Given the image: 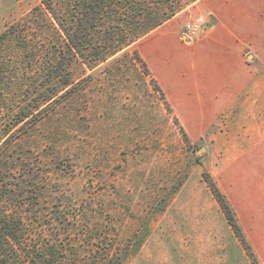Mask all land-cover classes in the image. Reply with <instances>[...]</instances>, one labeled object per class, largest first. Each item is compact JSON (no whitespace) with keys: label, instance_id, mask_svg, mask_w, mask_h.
Segmentation results:
<instances>
[{"label":"trees","instance_id":"1","mask_svg":"<svg viewBox=\"0 0 264 264\" xmlns=\"http://www.w3.org/2000/svg\"><path fill=\"white\" fill-rule=\"evenodd\" d=\"M200 1L39 0L2 28L0 264H121L136 254L143 240L123 245L102 204H70L63 183L73 170L61 137L80 114L77 97H88L86 86L76 89L77 78L102 64L140 67L166 103L138 44ZM106 76L111 83L116 74ZM54 118L43 135L23 131ZM203 178L251 263L259 264L226 196L208 173ZM143 235L149 236L147 227Z\"/></svg>","mask_w":264,"mask_h":264},{"label":"rangeland","instance_id":"2","mask_svg":"<svg viewBox=\"0 0 264 264\" xmlns=\"http://www.w3.org/2000/svg\"><path fill=\"white\" fill-rule=\"evenodd\" d=\"M37 3L39 0H0V31ZM210 3L202 0L190 6L145 36L138 49L146 63L152 44L163 35L183 47L186 54L182 59H186L187 51L194 50L215 24ZM200 15L209 20L207 31L192 39L184 38L186 24ZM117 66L107 68L102 64L88 70L83 81L82 77L76 80V89L86 86L88 97L86 101L77 97L75 105L80 114L71 119L67 134L61 137L64 155H68L73 170L63 183L70 204L83 200L102 204L107 215L114 218L123 245L143 240L136 254L121 264H252L250 259L186 258L194 255L195 239L201 234L196 220L202 216L197 211L219 207L203 174L208 173L216 181L221 179L226 188L222 175L228 141L235 133L240 134L243 113L259 96V89L251 98L242 94L231 109L203 126L193 112L173 107L171 97L160 86L168 106L140 67L127 64L117 70ZM110 72L116 77L107 83L103 78ZM74 73L78 76L82 72L77 66ZM258 103L257 99L254 106ZM57 121L45 119L35 128L28 123L23 131L43 135ZM145 227L149 236L144 239ZM220 231L213 238L231 242L232 232L223 228ZM257 260L264 264V259Z\"/></svg>","mask_w":264,"mask_h":264},{"label":"crops","instance_id":"3","mask_svg":"<svg viewBox=\"0 0 264 264\" xmlns=\"http://www.w3.org/2000/svg\"><path fill=\"white\" fill-rule=\"evenodd\" d=\"M209 7L215 24L194 50L187 51L186 59L183 47L163 35L152 44L147 64L173 107L193 112L203 126L231 109L242 94L251 98L259 89L243 113L240 134L228 141L222 175L226 188L220 178L215 182L256 258L264 259V0H211ZM197 212L202 216L196 220L201 234L194 255L186 259H249L220 207ZM220 228L232 232L231 242L214 239Z\"/></svg>","mask_w":264,"mask_h":264},{"label":"built area","instance_id":"4","mask_svg":"<svg viewBox=\"0 0 264 264\" xmlns=\"http://www.w3.org/2000/svg\"><path fill=\"white\" fill-rule=\"evenodd\" d=\"M209 26V20L206 16H197L191 22L187 23L185 26V31L183 32L184 38L192 39L204 34Z\"/></svg>","mask_w":264,"mask_h":264}]
</instances>
